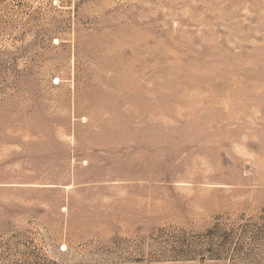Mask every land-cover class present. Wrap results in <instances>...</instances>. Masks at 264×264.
Wrapping results in <instances>:
<instances>
[{
    "label": "rangeland",
    "instance_id": "374dc122",
    "mask_svg": "<svg viewBox=\"0 0 264 264\" xmlns=\"http://www.w3.org/2000/svg\"><path fill=\"white\" fill-rule=\"evenodd\" d=\"M0 264H264V0H0Z\"/></svg>",
    "mask_w": 264,
    "mask_h": 264
},
{
    "label": "trees",
    "instance_id": "16d2710c",
    "mask_svg": "<svg viewBox=\"0 0 264 264\" xmlns=\"http://www.w3.org/2000/svg\"><path fill=\"white\" fill-rule=\"evenodd\" d=\"M214 234V231H209L207 235V237H209L210 235ZM211 237V236H210ZM183 246V245H182ZM243 248L241 247H228L226 246V242L225 240L221 242V244H211L205 248L204 250H199V251H204V254L199 253V251H197L196 253H199L200 256H202L203 258H205L206 256L209 258H216V259H221L224 256L226 258L228 257H232V259L235 260H243L244 258H242V254H244L243 250H241ZM176 251V250H175ZM176 253H180L181 255H176L174 257H172V259H191V254L190 253H195V251L191 250L190 248H188V246H186V244L181 247V249L177 250ZM209 255V256H208ZM235 257V258H234Z\"/></svg>",
    "mask_w": 264,
    "mask_h": 264
}]
</instances>
